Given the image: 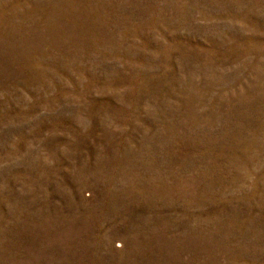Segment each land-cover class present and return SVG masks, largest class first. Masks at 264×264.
<instances>
[{
  "label": "rangeland",
  "instance_id": "rangeland-1",
  "mask_svg": "<svg viewBox=\"0 0 264 264\" xmlns=\"http://www.w3.org/2000/svg\"><path fill=\"white\" fill-rule=\"evenodd\" d=\"M133 234L264 264V0H0V264Z\"/></svg>",
  "mask_w": 264,
  "mask_h": 264
},
{
  "label": "bare ground",
  "instance_id": "bare-ground-1",
  "mask_svg": "<svg viewBox=\"0 0 264 264\" xmlns=\"http://www.w3.org/2000/svg\"><path fill=\"white\" fill-rule=\"evenodd\" d=\"M129 239H130V242L132 243L133 248L131 251H128V253L126 254L127 260H125L126 263L125 262L124 263L125 264H153L149 256L146 255V253L144 252V249L149 247V243L145 240H141L137 238V234H133ZM108 243L109 242H107V244ZM110 255H111V252H110Z\"/></svg>",
  "mask_w": 264,
  "mask_h": 264
}]
</instances>
